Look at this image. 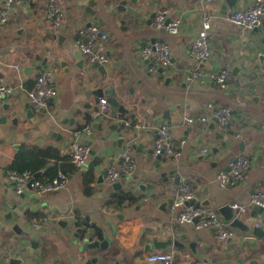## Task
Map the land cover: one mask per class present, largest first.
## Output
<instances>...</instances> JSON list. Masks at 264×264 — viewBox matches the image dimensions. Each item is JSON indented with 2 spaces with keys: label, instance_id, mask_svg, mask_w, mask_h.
<instances>
[{
  "label": "crops",
  "instance_id": "obj_1",
  "mask_svg": "<svg viewBox=\"0 0 264 264\" xmlns=\"http://www.w3.org/2000/svg\"><path fill=\"white\" fill-rule=\"evenodd\" d=\"M90 1L95 3L90 15L86 16ZM120 1L63 0V24L69 25L64 43L60 42L62 30L55 31L46 19V0H20L10 23L7 26L0 24V79H4L8 85L18 86L22 83L24 90L33 86L37 77L45 70L41 62L26 58H32L35 54L44 57L47 51H53V55L66 62V68L69 69L66 73L61 63L54 60L49 64V68L56 71L55 83L59 94L50 100L46 112L35 114L33 110L35 118L41 123H47L51 119L57 122L56 126L49 128L47 135L39 138L43 145H36L38 139L35 138L20 143L10 139L24 132L34 137L32 131L35 126L26 118L30 103L24 90L18 89L13 95L0 101V209L6 206V202L19 196L14 182L9 180V172L20 150L24 147L33 151L55 149L62 161L47 160V166H51H46L39 179L49 181L50 169L57 167L68 175L67 186L44 196L37 195L32 189L25 192L27 207H39L21 221V225L32 226L33 233L43 238L44 245L37 251L42 259L39 264H86L87 259L94 257L91 252L78 250L72 239L74 228L63 229L59 224L61 220L72 219L79 222L85 219L88 224L93 222L107 228L106 236L110 245L105 254L109 257V264H154L149 263L147 258L159 249L146 252V245L168 239L177 240L186 246L184 250L173 245L168 247V250H176L174 264H189L187 255H191L200 264H221L225 253L222 252L218 257L214 255L219 240L215 230H198L194 225L180 224L176 218L177 213H170V204L164 208L162 205L175 197L179 185H186L193 190L200 203L210 201L208 207L202 208L216 211L225 204H248L256 191L264 190V102L260 104L261 111L255 112L247 120L245 128L232 123L230 129L234 131L233 135H228L229 129L226 132L219 131L217 126L211 129V120L207 129L198 124L193 125L187 139H184L186 129L191 127L185 122L186 117L197 118L209 115L210 112L213 115L217 111L234 109L229 104L230 96L225 88L218 87L208 77H204V80L194 79V72L200 69L204 74H209L228 66L232 70L240 66L246 68L247 73H252V65L258 61L259 55H264L263 44L252 53V44L259 42L251 40L246 36V30L227 20L237 10L248 8L254 0H235L231 4L228 0H126V8L133 9V12L117 11ZM2 8L0 1V14ZM164 8L172 10V18L182 19L180 35L172 36L153 28L155 13ZM204 9H208L214 17L208 32L212 58L199 63L189 55V48L202 28ZM88 22H92L107 35L106 39L99 37L96 42L105 44L109 64L120 63L112 67L107 76L94 67L90 68L89 64L83 70L76 67L78 59L74 54L80 51L76 43L79 39H86L81 32L85 29L82 25ZM75 28H79L76 35ZM261 37H264V32ZM154 42L170 46L173 62L170 68H158L149 72L147 61L141 58V51ZM218 45L220 47L217 48ZM27 67L33 69L30 75L25 71ZM261 69L260 74L264 72V64ZM169 77H173V80L167 83ZM108 86H113L125 107L141 118V123L127 120L131 126L123 135L129 141L123 149H119L116 144L118 137L122 136L120 131L112 132L105 124L101 136L94 129L96 121L91 114L99 110L100 104L96 103L97 98L92 92ZM87 104L92 108L85 107ZM209 105H213L212 111ZM9 106L11 109H6ZM164 109H170L171 116L178 117L184 125H169L163 119L157 121ZM149 110L152 115L148 113ZM17 117L20 120L18 126L14 123ZM71 119H76L73 126L62 124ZM115 120L117 119H113L112 123ZM161 125L171 127L176 138L175 147L180 150L181 156L173 160L163 159L161 165L164 169L159 171L155 166L154 155L149 157L147 150L154 148L156 129ZM86 127L93 129L91 135H83L81 138L73 135V131ZM143 129L144 132H140ZM53 132L61 134L62 138L58 140L51 137ZM218 132L223 134L224 139L217 138ZM135 133L138 134L137 145L146 136H151L153 140L146 147H141L142 152L132 150L134 171L124 174L115 183H121L125 190L135 186L140 198L130 203L128 208L108 207V201L114 192L111 186L113 183H108L104 176V183L100 184L98 177L104 167L113 163L121 164L120 155L131 145L129 142ZM197 138L199 140L195 144L194 140ZM75 142L87 145L92 142L90 151H95L94 155H89L86 165L77 170L71 169L70 165ZM182 142L185 143L183 147ZM241 143L247 146L244 152L240 150ZM204 150L208 151L204 153ZM248 152L253 155L245 179L235 188H222L218 175L228 171L233 159L241 156L248 158ZM163 171L166 172L164 177L161 176ZM88 172L94 176L90 194L85 191ZM150 178L152 179L149 180ZM142 184H152L153 188L143 192L138 188ZM154 194H157L155 198ZM35 196L40 199V203L30 199ZM6 211H9V206ZM251 214L264 228L262 215L254 210H251ZM43 217H49V220L41 227L32 223L34 219ZM194 242L197 243L195 250L198 256L189 248V244ZM205 258L210 262H205Z\"/></svg>",
  "mask_w": 264,
  "mask_h": 264
},
{
  "label": "water",
  "instance_id": "obj_2",
  "mask_svg": "<svg viewBox=\"0 0 264 264\" xmlns=\"http://www.w3.org/2000/svg\"><path fill=\"white\" fill-rule=\"evenodd\" d=\"M134 1V0H133ZM235 0H228V3L231 4ZM94 1L89 2V6L86 8V16H89L91 13V8L94 5ZM127 1L121 0L117 5V11L121 12H133V9L126 8ZM69 25L67 23L61 25L62 35L60 36V42L64 43L66 39V32ZM82 28H97L92 22H88L85 25H82ZM99 29V28H98ZM101 31V30H100ZM79 32V28L74 29V35ZM262 32H264V22L261 25L254 27L253 29L246 30V36L250 37L254 42L251 46V52L257 50L260 45H264V37H261ZM102 35V32L100 33ZM259 37H261L259 39ZM220 45L217 46V48ZM45 51L47 48L44 47ZM75 58L78 59L76 63V67L83 70L84 67L88 64L86 58L82 57L80 51L75 52ZM32 61L41 62V65L45 68H49V64L54 60L55 62H60L62 67L65 68V72L68 73L69 69L66 68L67 63L62 61L58 56L53 55V51H47V55L42 57L40 54H35L32 58L26 57ZM247 60V57L244 59ZM118 64H120L118 62ZM117 63L105 64L101 65L99 63H94L93 65H89L90 68L97 69L102 75L107 76L110 71H112V67L118 66ZM264 64V55L261 54L258 57V61L252 65V73H247L246 68H240V66H236L232 70V79L226 85L225 89L228 91V95L230 96L229 104L234 107L232 111L229 110L230 119L227 123V128H229L228 135H233L234 131L231 130L232 123L235 122L238 126L245 128L247 125V120L250 116L254 115L255 112H259L260 104L264 102V72L261 67ZM243 67V66H242ZM32 68L27 67L26 73L30 75L32 73ZM259 71V74H257ZM29 72V73H28ZM240 74L242 77L240 78ZM173 77L167 78V83L171 82ZM263 83V85L261 84ZM233 86L235 87L233 89ZM59 94V92H58ZM97 100L96 103L100 104L102 99L106 98L107 106L109 107L108 111L105 113L100 112L99 110L93 112L91 116L95 119L96 123L94 124V129L100 133L102 136L104 125L107 124V128L112 132H118L122 134V136L118 137L116 144L119 149H123L124 145L129 141L123 134L128 131L129 125L128 119L141 123V118L137 117L135 114H132L131 111L125 107L124 103L117 96V91L113 86H108L105 89H97L92 92ZM192 103V101H189ZM85 107L92 108L90 104H87ZM6 108V107H5ZM6 109H11V106ZM28 114L27 119L34 124L35 129L32 131L31 137L26 132L18 133L12 136L11 141H15L16 143L29 141V139H38L36 141V145H43L39 138L44 135H47V132L50 127L57 125V122L54 119L49 120L47 123H41L38 119L35 118L33 108L31 105L27 108ZM81 114V111L77 112ZM150 115H152V111H148ZM209 115L212 112L208 113ZM129 116V117H128ZM113 119H117L112 123ZM166 120L169 125L173 123H179L180 125H184V122H180L178 117L171 116L170 109H164L162 111L161 117L157 119ZM76 122V119L66 120L62 122L63 125L73 126ZM217 122L216 118H213L212 124L210 125L211 129H215V124ZM15 125L18 126L20 123L19 118H15ZM193 126L188 127L184 133V139H187V135L192 131ZM140 132H144V129ZM186 136V137H185ZM51 137L60 140L62 135L59 133H51ZM138 134H133V139L130 140V144L132 149H137L139 152H142V146H147L153 140L151 136H146L139 145H137ZM156 138V136H155ZM203 139V136H201ZM217 138L224 139L222 133H217ZM199 138L194 140L198 141ZM74 141V139H72ZM88 146H92V142L88 143ZM19 146H16L18 148ZM246 144L241 143L240 150L244 152L246 150ZM95 151H90L91 155H94ZM147 155L149 157H153L154 150L149 148L147 150ZM253 153L248 152L247 157L249 161H252ZM204 156L205 155H201ZM198 158V157H195ZM163 161L162 155H157L155 157V166L159 171L163 170L161 162ZM120 163H122V159H120ZM51 165H48L47 168H50ZM108 167H104L98 177V183H104V176ZM229 170V169H228ZM45 169L36 173L34 178L38 179L42 176ZM161 176H166V172H162ZM137 178V177H136ZM150 178L149 180H151ZM138 180V179H137ZM178 179L176 183H178ZM113 195L110 197L108 201V207H123L128 208L129 204L132 203L135 199H139L140 195L136 192L135 186H131L129 190L123 189V185L121 183H113L112 185ZM141 191L146 192L148 188H153L152 184L147 185H139L138 187ZM106 197H109L108 194H105ZM157 194L153 195L155 198ZM31 200H37L39 203L41 202L38 197L30 198ZM173 199L169 201H165L162 205L164 208L166 205L171 204ZM187 205H195L197 207H208L210 205V201L199 202L196 198L187 202ZM28 198L26 194H21L12 200L6 202V206H2L0 209V264H39L41 259V255L37 253V251L44 245L43 238L33 233L32 226L28 225L24 227L21 225V221L27 219L29 213L31 211L38 210V206H33L32 208L27 207ZM9 206V211H6V207ZM254 211H257L264 218V208L255 206L253 208ZM218 213L220 218L223 220L224 224L233 231V235L227 239H219L217 240V250L215 251V256H221L222 252L225 253L224 260L221 264H262L264 263V228L262 226H257L255 224V220H247L244 216L238 215L236 210L231 206V204H225L219 207ZM118 216V218H122L123 215H112ZM59 224L63 227V229H72L74 231L72 233V239L80 251H88L94 254V257L87 259L86 264H109V257L105 254V251L109 249L110 241L106 236L107 228L105 226L96 225V223H87L85 219L82 221H76L72 219L71 221L61 220ZM196 242L190 243L189 248L193 251L195 255L198 256V253L195 250ZM173 245L178 249H186V246L174 239H168L165 241H153L146 245L145 251L149 252L152 249H159L162 251L168 250V247ZM82 261V259H79ZM205 262H210L207 258L204 259ZM46 264V263H45ZM49 264V263H48Z\"/></svg>",
  "mask_w": 264,
  "mask_h": 264
},
{
  "label": "built area",
  "instance_id": "obj_3",
  "mask_svg": "<svg viewBox=\"0 0 264 264\" xmlns=\"http://www.w3.org/2000/svg\"><path fill=\"white\" fill-rule=\"evenodd\" d=\"M3 8L0 14V24L8 25L15 15L17 7L20 5V0H0ZM212 2L213 0H205ZM65 11L63 0H46V19L51 24L55 31L61 28L64 23ZM213 15L208 9H204L202 28L198 32L197 37L189 48V55L197 62H207L212 58V47L208 39V32L213 22ZM227 20L232 24L244 29L249 30L261 25L264 22V0H254L252 4L245 9L237 10L227 17ZM152 26L157 31H164L168 34L180 35L182 31V19L172 18V10L164 8L158 10L153 18ZM98 28L84 29L81 34L86 36V39H79L77 47L79 48L82 56L87 59L88 64L91 66L94 63L101 65L109 64V57L107 48L104 43H97V38L106 39L107 35L100 34ZM141 58L147 61L149 72H154L158 68H170L173 65L172 51L167 43L154 42L141 51ZM56 71L52 68L45 69L37 77L35 86L31 90H24L23 84L18 86L8 85L4 79H0V101H3L7 96L13 95L18 89L24 90L26 98L30 105L33 107L35 114H41L48 110L49 102L58 96V89L55 83ZM232 68L225 67L217 72L204 74L200 69L194 72L193 78L204 80V77L211 79L215 85L220 88H225L227 83L231 80ZM106 99L100 102V112H107ZM209 109L213 110V105H209ZM213 117L217 119V127L219 131H227V123L230 119L229 111H217L213 115H205L197 118L186 117L185 122L192 126L195 124L200 125L203 129H207L208 124ZM93 132L91 127H86L82 130L73 131L76 138H81L83 135L89 136ZM185 143H181V147ZM176 138L173 135L172 129L169 125H161L156 129V138L154 143V157L162 155L166 160H173L181 156L179 149L175 147ZM208 150H204L206 153ZM132 146L128 147L120 155L122 164L113 163L110 165L105 174V180L108 183H115L124 174H130L134 171L135 165L132 157ZM90 155V146L85 143L75 142L72 151V163L76 168L81 169ZM251 162L245 156L237 157L229 163V170L221 172L218 175L222 188H235L240 182L245 179L246 173L250 168ZM9 180L14 182L16 193L18 195L25 194L28 189H32L37 195L44 196L52 192L64 189L68 183V177L59 172L58 176L48 183L41 182L34 178L31 173L18 174L16 172H9ZM195 193L186 185H179L175 192L173 202L170 204V213L175 215L180 224H191L196 229H214L218 239H227L233 235V231L229 229L220 218L218 211L210 210L207 208L197 207L195 205H187L186 203L195 199ZM231 206L236 210L238 215L244 216L247 220H254L251 210L255 206L264 208V190L256 191L248 204L232 203ZM49 217L37 218L32 223L41 227L44 223L48 222ZM257 226L259 222L255 221ZM176 254L175 249L162 251L159 250L150 256L147 260L149 263L154 264H174V257ZM189 264H200L198 260L191 255H187Z\"/></svg>",
  "mask_w": 264,
  "mask_h": 264
},
{
  "label": "trees",
  "instance_id": "obj_4",
  "mask_svg": "<svg viewBox=\"0 0 264 264\" xmlns=\"http://www.w3.org/2000/svg\"><path fill=\"white\" fill-rule=\"evenodd\" d=\"M36 83L33 84V86L30 87L29 90L33 89ZM54 159L56 161H59L60 155L57 150L55 149H37V150H31L28 149L27 147H24L20 152L17 154L15 160L13 161L11 167H10V172H16L18 174L22 173H31L32 175H35L36 173L42 171L43 169L46 168L47 166V160ZM71 160V169L77 170L76 166L72 163V158ZM51 172V178L49 181H42L41 179L38 178L41 182L48 183L52 181L54 178H56L59 174V172L64 173L67 177L68 175L66 174L65 171H60L57 167H54L50 169ZM94 182V176L93 173L88 172L86 176V193L90 194L91 193V188L90 184ZM133 202V201H132Z\"/></svg>",
  "mask_w": 264,
  "mask_h": 264
},
{
  "label": "flooded vegetation",
  "instance_id": "obj_5",
  "mask_svg": "<svg viewBox=\"0 0 264 264\" xmlns=\"http://www.w3.org/2000/svg\"><path fill=\"white\" fill-rule=\"evenodd\" d=\"M228 83H229V82H228ZM228 83H227V84H228ZM211 115H212V114H211ZM209 116H210V115H209ZM213 118H215V117H213ZM215 125L217 126V122H216ZM192 126H193V125H192ZM202 128H203V127H202ZM227 129H229V128H227ZM132 150H133V149H132ZM163 159H164V158H163ZM121 164H122V163H121ZM105 174H106V173H105Z\"/></svg>",
  "mask_w": 264,
  "mask_h": 264
},
{
  "label": "rangeland",
  "instance_id": "obj_6",
  "mask_svg": "<svg viewBox=\"0 0 264 264\" xmlns=\"http://www.w3.org/2000/svg\"><path fill=\"white\" fill-rule=\"evenodd\" d=\"M86 165V164H85Z\"/></svg>",
  "mask_w": 264,
  "mask_h": 264
}]
</instances>
